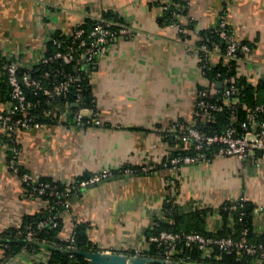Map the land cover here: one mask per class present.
I'll return each instance as SVG.
<instances>
[{
	"label": "crops",
	"instance_id": "0c3cea01",
	"mask_svg": "<svg viewBox=\"0 0 264 264\" xmlns=\"http://www.w3.org/2000/svg\"><path fill=\"white\" fill-rule=\"evenodd\" d=\"M154 1L0 0V54L14 57L22 69L40 62L56 31L72 33L88 20L107 19L104 13L129 27L130 33L114 39L93 65L75 70L82 80H89L101 125L75 127L60 117L14 137L21 147V170L35 178L68 183L85 174L114 172L72 195L59 236L70 239L75 223L84 222L100 252L130 257L149 249L146 233L157 220H169L164 203L173 193L174 203L183 210L210 208V231L222 224L221 204L242 197L256 205L254 228L264 232V152L244 160L216 157L171 170L164 162L177 147L160 131L174 121H194L198 89L210 84L194 53L197 32L217 28L224 15L236 37L251 49L237 60L238 75L253 84L264 79V0H188V13L177 15L183 24L195 23L194 30L186 32L188 39L161 23L163 6ZM211 57L213 65L219 63L220 53L213 51ZM9 137L0 131V234L19 228L26 216L47 207L21 175L8 168ZM141 165L152 171L120 172ZM2 244L0 264H45L52 254V247L44 245L36 253L23 250L1 261Z\"/></svg>",
	"mask_w": 264,
	"mask_h": 264
},
{
	"label": "built area",
	"instance_id": "2783aa9c",
	"mask_svg": "<svg viewBox=\"0 0 264 264\" xmlns=\"http://www.w3.org/2000/svg\"><path fill=\"white\" fill-rule=\"evenodd\" d=\"M168 1V0H165ZM188 1V0H187ZM189 3V1H188ZM164 9V7H163ZM190 20L187 24H189ZM187 24L177 21L169 23L168 26L175 27L180 34L186 33L189 29L186 28ZM218 36L222 41L227 43L226 51L224 53L225 61L237 59V53H249L250 47L248 44L240 41L234 31H232L227 22L226 16H222L221 22L216 29ZM130 29L126 24L116 22L113 20L101 19L97 21L94 27L86 31L84 28H76L72 33L65 34V38L55 40L57 51L49 55H43L40 62L45 64L59 61L62 66L72 65L80 68L93 65L99 58L104 56L110 43L118 37L127 36ZM199 33V32H197ZM202 40V37L199 36ZM220 45L216 43L214 49L202 43L194 46V53L198 56L200 63L205 61L212 64V52L220 53ZM205 63L200 64V69L204 74ZM213 65V64H212ZM19 63L12 61L7 66L8 82L12 88L10 101L0 104V131L10 135V155L8 158L7 166L15 174L21 175L23 181L27 185H32L33 189L39 194L45 193L47 189H52L57 197H66L71 192L79 191L89 185L103 181L110 176L114 175L113 171L104 170L100 173L91 175L88 179L79 182L72 180L71 182L64 183L66 189L60 190L57 185L51 182H40V178H35L30 172L21 170L19 166V156L21 147L17 143L14 135L20 130L31 128H43L47 123L36 121L37 118L31 115V112L40 103L41 99L37 101V105L29 99L25 88H30L32 93L37 95L41 93L45 101L49 104L52 99L66 98L72 86L79 85L82 81L80 77L70 75L63 77L60 81L53 80L51 86L43 87L38 79H33L30 75H25L23 78L18 76ZM45 78L51 77V72H45ZM220 76V75H219ZM223 88L231 83L223 93L222 99H213L217 94V88L214 90L200 89L198 91V99L194 110V121L202 119L209 122L214 119L217 112H221L224 108L233 109L234 101L232 96L237 92L236 86L232 84L231 79H224L221 81ZM82 89L76 90V102L80 108L82 99ZM67 106L61 111L57 120L62 119L70 126L86 127L90 125H101L102 122L98 117L95 108H81L71 113ZM45 115L48 117H55L56 111L51 107L46 108ZM56 109V107H55ZM264 103L258 105L249 117L241 123L242 133L239 132L237 127L230 125L221 134L206 135L199 131L193 125L185 127L179 121L172 122L165 129H160L165 137L170 136L174 140L182 141L183 143H190L186 146V152L168 158L164 162V166L171 170L178 171L184 165H193L202 162H208L216 157H236L240 160L256 157L258 151L264 152ZM263 116V118H261ZM193 142V145H192ZM152 168L147 165H141L135 168H122L120 170L123 174H138L149 173ZM56 182V180H55ZM39 183V184H38ZM175 186V181L171 183ZM174 199L173 193L166 200L168 202ZM243 201L244 198L237 199ZM70 202H67V209ZM197 208V207H195ZM189 211V210H185ZM41 222L39 226H43ZM28 239L33 238V232L29 229L27 233ZM151 240L162 246L163 252L156 259H162L164 264H174V257L189 248H198L203 252V256L211 257L215 249L222 252L233 253L235 251L244 252L249 255L256 256L260 259L264 258V240L261 242L253 243L248 239V229H244L239 237L235 239L232 236H207L198 232H178L171 230H163L159 234L151 237ZM72 241H74L72 239ZM69 250L76 251L74 246H69ZM185 262H177L176 264L191 263L190 256H183ZM184 262V263H183ZM195 263V262H194ZM160 264V263H158Z\"/></svg>",
	"mask_w": 264,
	"mask_h": 264
},
{
	"label": "trees",
	"instance_id": "16d2710c",
	"mask_svg": "<svg viewBox=\"0 0 264 264\" xmlns=\"http://www.w3.org/2000/svg\"><path fill=\"white\" fill-rule=\"evenodd\" d=\"M155 3L164 7V11L161 16L162 24H169L177 21V15H186L188 13L187 0H155ZM104 17L107 19H116L112 13H104ZM96 21H86L83 25L79 26L86 31L91 30ZM78 27V28H79ZM189 30H194L195 23L191 21L186 25ZM216 29L208 31H200L198 33V39L195 45L205 43L209 49L213 50L214 45L218 43L220 45V60L216 65H212L210 62L203 61L199 64L205 63L204 75L210 81L209 86H201L200 89L214 90L217 88V82L226 79H231L232 84L236 86L237 92L231 97L234 101L233 109L224 108L223 111L217 112L214 119L209 122H205L202 119H197L191 124L188 122L179 121L185 127L193 125L199 131L206 135H215L223 133L227 127L233 125L237 127L240 133H242L241 123L245 121L249 115L255 110L258 105L264 103V79L259 80L257 83L250 82L245 76L238 75L237 60L243 56L244 53L239 51L237 53V59L225 61L224 53L226 51L227 43L222 41L216 32ZM183 38L188 39L191 37L188 33L181 34ZM202 37V40L199 39ZM65 38V34L56 31L50 41L47 43L45 55H49L57 51V45L55 40H61ZM16 61L14 57H7L0 54V104L10 101L12 88L8 82L7 66L10 62ZM51 72L50 78H45V72ZM74 64L62 66L59 61H54L49 64L39 62L32 69H22L18 67V76L23 78L25 75H30L33 79H38L43 87L51 86L53 80L60 81L63 77L75 75ZM77 75V74H76ZM220 75V76H219ZM231 83L227 84L222 89H217V94L213 99H222L223 93ZM81 88L82 99L80 108L74 106L76 102V90ZM26 93L29 95V99L37 105V101L41 99L40 103L31 112V115L37 118L36 121L44 122L47 124H53L57 122L61 111L64 106L72 112L81 108L94 107L93 91L89 80H82L79 85L72 86L69 95L66 98L52 99L50 104L45 101L41 93L35 95L30 88H25ZM51 107L56 111L55 117H48L45 115L46 108ZM56 107V109H55ZM264 116V115H263ZM261 116V118H263ZM264 119V118H263ZM164 139L171 145H175L177 150L172 153L170 157L186 152V146L190 143H183L179 140H174L170 136ZM193 145V142H192ZM23 172V171H22ZM91 177L89 174L82 175L75 179L79 182ZM40 182H51L53 185H57L60 190H65V184L49 177L40 178ZM39 184V183H38ZM30 191L35 195L41 196L46 202L47 207L39 213L28 215L24 218L22 225L19 228H13L6 233L0 234V239H4L2 246L5 249L4 257L1 261L8 260L22 252L23 250L30 251L32 253L38 252L44 245L52 247V254L49 261L45 264H92L90 260L84 256L73 253L69 250V246H74L78 251H99L98 247L93 245L88 236V224L84 222L75 223V228L70 239H60V233L64 226L63 215L67 210V202L71 201L72 195L76 192L69 193L66 197H57L53 193L52 189H47L45 193L39 194L33 189L32 185H28ZM256 205L249 200L244 199L224 201L218 209L221 216V226L210 231L206 228V216L210 208H194L185 211L178 207L174 203V199L164 203V209L168 221L157 220L155 226L146 233V239L149 242V249L142 253V256L147 257H159L163 252L162 246L151 240V237L159 234L163 230H171L178 232H198L207 236L221 237L232 236L236 240L239 239L242 231L248 229V239L250 242L257 243L264 240V232L257 233L254 228V212ZM41 222H44L43 226H39ZM29 229L33 232V238L28 239L27 233ZM72 239L74 241H72ZM130 255H133L134 251H128ZM183 256H190V262L195 263H208V264H264V258L260 259L256 256L249 255L244 252L235 251L233 253L222 252L219 249H215V252L211 257L203 256V252L198 248H189L184 250L179 255L175 256L174 264L184 261ZM183 262V263H184ZM44 264V263H38ZM158 264V263H150Z\"/></svg>",
	"mask_w": 264,
	"mask_h": 264
},
{
	"label": "water",
	"instance_id": "95a60500",
	"mask_svg": "<svg viewBox=\"0 0 264 264\" xmlns=\"http://www.w3.org/2000/svg\"><path fill=\"white\" fill-rule=\"evenodd\" d=\"M75 70H78V66H74ZM217 87L219 89L223 88V83L221 81L217 82ZM78 106V104H75ZM258 153L262 154L263 151H258ZM111 180V179H110ZM0 242H5L4 239H0ZM73 253H78L88 260L91 261L92 264H147V263H160L164 264L165 261L162 259H156L152 257L145 256H128L123 254H115L109 252H100V251H73Z\"/></svg>",
	"mask_w": 264,
	"mask_h": 264
}]
</instances>
